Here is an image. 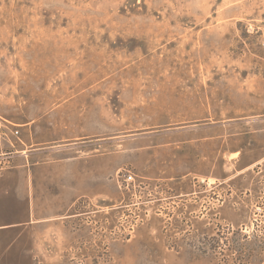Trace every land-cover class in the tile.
Here are the masks:
<instances>
[{"label": "rangeland", "instance_id": "rangeland-1", "mask_svg": "<svg viewBox=\"0 0 264 264\" xmlns=\"http://www.w3.org/2000/svg\"><path fill=\"white\" fill-rule=\"evenodd\" d=\"M0 124V264H264V0H0Z\"/></svg>", "mask_w": 264, "mask_h": 264}, {"label": "built area", "instance_id": "built-area-1", "mask_svg": "<svg viewBox=\"0 0 264 264\" xmlns=\"http://www.w3.org/2000/svg\"><path fill=\"white\" fill-rule=\"evenodd\" d=\"M0 128H1V124H0ZM124 177H125V178H124L125 181L129 183L130 180L133 178V175L131 174V172H128V173L125 174Z\"/></svg>", "mask_w": 264, "mask_h": 264}]
</instances>
